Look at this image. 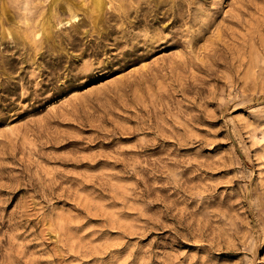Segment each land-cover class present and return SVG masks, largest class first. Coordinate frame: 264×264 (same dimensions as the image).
I'll list each match as a JSON object with an SVG mask.
<instances>
[{"label":"rangeland","instance_id":"obj_1","mask_svg":"<svg viewBox=\"0 0 264 264\" xmlns=\"http://www.w3.org/2000/svg\"><path fill=\"white\" fill-rule=\"evenodd\" d=\"M101 2L0 0V264H264V0Z\"/></svg>","mask_w":264,"mask_h":264},{"label":"bare ground","instance_id":"obj_2","mask_svg":"<svg viewBox=\"0 0 264 264\" xmlns=\"http://www.w3.org/2000/svg\"><path fill=\"white\" fill-rule=\"evenodd\" d=\"M101 3H102L101 0H94V3H93L94 8L98 10L101 7Z\"/></svg>","mask_w":264,"mask_h":264}]
</instances>
